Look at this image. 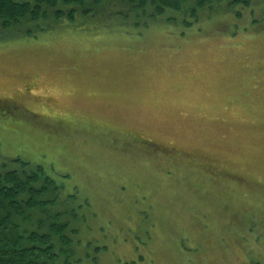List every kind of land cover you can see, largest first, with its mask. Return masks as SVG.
I'll list each match as a JSON object with an SVG mask.
<instances>
[{
  "label": "rangeland",
  "instance_id": "1",
  "mask_svg": "<svg viewBox=\"0 0 264 264\" xmlns=\"http://www.w3.org/2000/svg\"><path fill=\"white\" fill-rule=\"evenodd\" d=\"M255 6L258 24L246 10L203 14L190 29L168 16L145 29L114 16L106 27L0 34V98L44 111L0 115V168L44 166L61 204L79 209L77 264H264V5ZM147 140L236 176L188 162L166 169L170 160L139 147Z\"/></svg>",
  "mask_w": 264,
  "mask_h": 264
},
{
  "label": "trees",
  "instance_id": "2",
  "mask_svg": "<svg viewBox=\"0 0 264 264\" xmlns=\"http://www.w3.org/2000/svg\"><path fill=\"white\" fill-rule=\"evenodd\" d=\"M259 4L264 5L263 0H0V34L24 32L30 35L66 21L87 24L93 20L94 25L106 27L104 22L114 16L118 17L115 22L136 29H145L151 21L166 16L168 22L190 29L203 14L210 19V16L232 15L233 12L241 19L246 10L250 22L258 24L262 18L257 17L255 5ZM114 7L119 11H112ZM181 158L172 155L168 159L170 167L168 164L166 169L177 170L181 162H188L200 172L220 176L223 180L236 176L224 166L217 169L202 160ZM31 164L21 162V167L12 170L0 168V264L82 262L81 240L73 237L79 232L72 224L79 218V209L68 206L66 209L60 202V189L54 178L44 166ZM239 178L244 180L245 177ZM70 197L75 199L74 195Z\"/></svg>",
  "mask_w": 264,
  "mask_h": 264
},
{
  "label": "flooded vegetation",
  "instance_id": "3",
  "mask_svg": "<svg viewBox=\"0 0 264 264\" xmlns=\"http://www.w3.org/2000/svg\"><path fill=\"white\" fill-rule=\"evenodd\" d=\"M28 90L31 93H36L37 88L31 87L30 89L28 88ZM21 109H23L27 113H33V114H36L37 116H41V117L44 116L43 115L44 111L42 113L41 111H35L31 108H27L26 106L21 105L15 101H13L12 98H0V115L18 114L17 110H21ZM147 142H148V144L146 143L147 146H142V145L139 146L140 148L141 147L144 148L146 150V152L148 151V152L157 154L163 160H165V159L168 160L172 155H174L172 150H170L168 148H164V145H162V144H160L154 140H147ZM133 143H135V142H133Z\"/></svg>",
  "mask_w": 264,
  "mask_h": 264
}]
</instances>
